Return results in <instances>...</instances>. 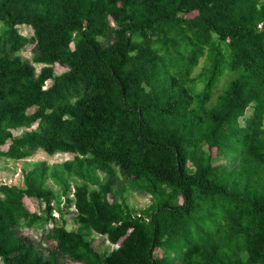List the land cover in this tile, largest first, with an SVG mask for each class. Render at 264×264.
I'll return each mask as SVG.
<instances>
[{
  "label": "trees",
  "instance_id": "obj_1",
  "mask_svg": "<svg viewBox=\"0 0 264 264\" xmlns=\"http://www.w3.org/2000/svg\"><path fill=\"white\" fill-rule=\"evenodd\" d=\"M263 119L264 0H0V156L68 152L80 180L64 181L80 227L38 236L24 201L54 219L48 165L0 187V264H264ZM128 191L150 205L136 214Z\"/></svg>",
  "mask_w": 264,
  "mask_h": 264
},
{
  "label": "rangeland",
  "instance_id": "obj_2",
  "mask_svg": "<svg viewBox=\"0 0 264 264\" xmlns=\"http://www.w3.org/2000/svg\"><path fill=\"white\" fill-rule=\"evenodd\" d=\"M261 29H263V25H260ZM19 31L27 36H32L33 29L29 25H20L18 26ZM34 46V43L29 42L26 47L20 52L21 56L24 59L32 60V48ZM205 65V59L201 58L199 65L194 70V75L198 74L202 71L203 66ZM37 71L40 70L41 66L40 64H35ZM55 73L61 74L62 72L66 71V68H64L61 65L56 64L54 66ZM51 84V80H49L46 83V86H49ZM202 86V85H200ZM223 86V83L220 82L218 89L214 93V96L216 97L221 88ZM254 103H251L249 107L246 109L245 114L242 115L239 118V123L244 126L246 123V119L250 117L254 110ZM263 129H264V119H263ZM37 123H34L32 128H36ZM23 128H17L13 129V133L15 136H21L24 133ZM10 144V140L8 144H5L1 147L2 150H7L8 146ZM74 155L68 152H57L54 154H48L46 153L42 148L34 151L33 154L26 157L25 159H19L14 160L11 158H8L6 156H0V187L2 185H10V186H19V187H25V180L26 175L29 171L34 169L35 167L39 166L42 162H45L48 165V171L45 178V186L47 188L52 189L57 197L53 199V210H52V216L54 217H48V220H45V218L48 216V210L46 209V204L37 198H26L25 205H29V207L37 213V215L42 216V219L37 222L33 227V234L35 236L40 235L41 230L48 228L49 226H52V224H64L67 228H79L80 225L75 223L73 220L74 217V204L68 203L66 200L67 195L64 194V181L69 183V186H71V189H73V186H75L77 183H80V180L74 176H67L66 173L61 172V164L69 159H73ZM233 158H214V161L216 163H221L226 161L227 163H230ZM189 166H191V163H188ZM54 172H61V177L58 174V177L56 178L54 175ZM100 175L102 179H106V173L100 172ZM58 178H61L60 182H58ZM95 186H91V188H94ZM71 194V191L69 192ZM72 197V194L70 195ZM127 202L129 206L134 210L136 214L141 213V210L145 209L147 206L150 205L151 197L148 194H139L137 192L128 191L127 192ZM27 226L24 225L21 229H25ZM45 227V228H44ZM85 234L87 235V238L90 239L93 243L94 247H97V250L99 252H109L113 248L116 247L115 244H112L108 238L105 235L99 234L95 232L92 229L89 228H83ZM156 255L162 256L164 255L165 251L163 248H158L156 250ZM61 260L63 262H66L68 264H80L77 262L72 261L68 257H61Z\"/></svg>",
  "mask_w": 264,
  "mask_h": 264
}]
</instances>
